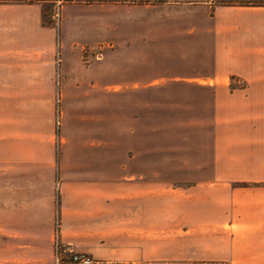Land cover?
I'll return each mask as SVG.
<instances>
[{
    "label": "crops",
    "instance_id": "0c3cea01",
    "mask_svg": "<svg viewBox=\"0 0 264 264\" xmlns=\"http://www.w3.org/2000/svg\"><path fill=\"white\" fill-rule=\"evenodd\" d=\"M154 1L63 0L52 21L54 0H0V264H54L55 214L64 257L264 264V0H164L211 17L204 48L172 46L156 58V70H212L198 84L210 91V114L186 120L210 122L194 163L181 161L177 143L153 161L147 127L125 125L118 145L115 101L102 115L54 82L52 70H83L77 10H108L115 24L117 9Z\"/></svg>",
    "mask_w": 264,
    "mask_h": 264
},
{
    "label": "rangeland",
    "instance_id": "374dc122",
    "mask_svg": "<svg viewBox=\"0 0 264 264\" xmlns=\"http://www.w3.org/2000/svg\"><path fill=\"white\" fill-rule=\"evenodd\" d=\"M48 13H51L50 7H47L46 15ZM75 15L81 21V38L87 39L81 44L83 70H52L56 86L62 81L67 82L71 87L67 91L69 100L80 96L91 99L94 109L102 115L108 114L109 102L112 110L115 101L118 145L124 139L119 131L125 125L142 126L143 130L148 129V134H143V142L147 137L153 161L157 159V150L171 154L173 143L180 145L177 153L181 161L186 164L198 161L210 140V122L186 120L205 118L210 114V91L198 84L212 70H156V58L158 50L164 58L170 56L172 46H182V50L188 47L192 50V46L204 48L212 34L211 17L164 3V0H155L148 7L139 2L132 3L128 10L119 8L115 24L114 16L108 10L92 11L81 7ZM89 18L94 20L91 27L86 23ZM114 34L116 42L112 43L110 36ZM145 36L148 37L146 42ZM172 37H176V43L172 42ZM189 37L198 40L193 44L188 42ZM142 47L147 54L143 64L140 59ZM110 62L115 65L114 70H109ZM46 71L41 70L42 73ZM157 84L165 86L157 87ZM60 101V96L56 95L55 128L60 120ZM42 111H45L44 106ZM136 116H142L143 122H125L126 117ZM55 220H59L56 214L53 237ZM61 248L64 249L62 244Z\"/></svg>",
    "mask_w": 264,
    "mask_h": 264
},
{
    "label": "built area",
    "instance_id": "2783aa9c",
    "mask_svg": "<svg viewBox=\"0 0 264 264\" xmlns=\"http://www.w3.org/2000/svg\"><path fill=\"white\" fill-rule=\"evenodd\" d=\"M63 0H54V11L51 15V20L55 21V17L58 16V7L62 4ZM55 232L53 237V261L54 264H61L65 261L81 263V264H103L102 262L94 261L87 254L72 252L67 257H64L66 250L61 248V242L59 240L58 227L59 220H55Z\"/></svg>",
    "mask_w": 264,
    "mask_h": 264
},
{
    "label": "trees",
    "instance_id": "16d2710c",
    "mask_svg": "<svg viewBox=\"0 0 264 264\" xmlns=\"http://www.w3.org/2000/svg\"><path fill=\"white\" fill-rule=\"evenodd\" d=\"M252 3H254V4H261L262 2H256V1H254Z\"/></svg>",
    "mask_w": 264,
    "mask_h": 264
}]
</instances>
